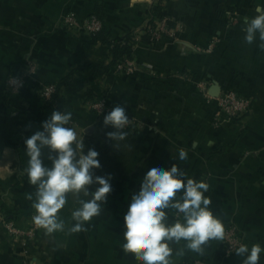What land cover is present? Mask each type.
Here are the masks:
<instances>
[{
	"label": "crops",
	"instance_id": "crops-1",
	"mask_svg": "<svg viewBox=\"0 0 264 264\" xmlns=\"http://www.w3.org/2000/svg\"><path fill=\"white\" fill-rule=\"evenodd\" d=\"M258 0H0V218L28 226L36 187L25 169L24 141L40 130L54 110L72 113L70 126L84 142L103 125L88 101L105 98L111 109L126 108L139 148L118 179L98 216L85 230L70 232L77 203L68 194L59 210L63 231L40 228L23 245L0 224V264H143L123 248L124 211L144 171L154 162L177 163L188 177L209 184L211 209L225 228L235 227L241 242L264 247V47L245 42V21L256 15ZM156 11H154V9ZM84 22L96 14L107 42L81 50L85 31L65 28L63 16ZM154 18L164 20L173 36L151 42L139 34L131 44L132 74L109 65L110 44L122 42ZM233 19L234 21H232ZM29 63L35 66L17 94L5 80ZM86 66L61 89L55 106L45 107L43 84L56 83ZM110 76V79H109ZM211 86H219L217 96ZM232 92L250 99L247 110L232 118L218 111L217 97ZM91 96V98L89 97ZM104 116V115H103ZM101 144L110 141L104 134ZM187 152L180 161L179 150ZM44 163L47 149L44 151ZM31 195V199H29ZM169 211L172 222L174 210ZM171 264H242L222 241L211 240L203 253L184 241L170 243ZM259 264H264V253Z\"/></svg>",
	"mask_w": 264,
	"mask_h": 264
},
{
	"label": "clouds",
	"instance_id": "clouds-1",
	"mask_svg": "<svg viewBox=\"0 0 264 264\" xmlns=\"http://www.w3.org/2000/svg\"><path fill=\"white\" fill-rule=\"evenodd\" d=\"M255 13L245 21L244 40L252 44L258 36L264 47V0H258ZM71 121V112L54 110L41 121L40 130L24 141L29 157L25 172L36 187L33 221L47 234L65 229L58 213L66 205L68 194L78 205L71 213L75 223L68 229L75 233L85 230V224L100 214L112 191V175L95 174L101 168L99 152L94 148L85 152V144L77 139ZM129 122L125 107H113L103 116V125L114 129L105 133L106 139L123 141ZM45 149L50 164L44 163ZM178 158L186 160L187 152L179 150ZM208 190L207 182L188 177L177 163L169 168L152 163L124 211L125 251H133L143 264H171L170 243L184 241L189 250L203 253L209 241H222L225 227L210 207ZM166 210H174L172 222ZM262 253L260 244L249 247L241 243L235 248V254L243 257L242 264H259Z\"/></svg>",
	"mask_w": 264,
	"mask_h": 264
},
{
	"label": "built area",
	"instance_id": "built-area-1",
	"mask_svg": "<svg viewBox=\"0 0 264 264\" xmlns=\"http://www.w3.org/2000/svg\"><path fill=\"white\" fill-rule=\"evenodd\" d=\"M231 20L234 21L233 19ZM62 24L68 29L85 31L88 35L102 29V22L95 14L89 15L84 22H78L74 14L68 13L63 16ZM139 34L146 35L151 42L157 41L163 35L173 36L164 23V20L158 18H154L152 21L148 22L142 30H136V33L132 34L131 39L137 41ZM114 66L117 72L132 74L135 71L134 65L127 58L118 62ZM34 72L35 66L32 63H29L17 74L9 75L5 80V90L9 94H17L24 87L26 79L33 77ZM55 91V84H43L39 88L40 98L43 101H49ZM88 104L98 117H103V115L110 111L106 105L104 97L89 100ZM217 104L219 109L216 112V115H219L222 112L228 117L236 118L247 110L250 104V99L238 97L234 93L226 91L222 92L221 95L217 97ZM125 131L127 133L135 131L131 120L125 128ZM262 149H264V141ZM35 214L36 211L34 209L30 214L28 226L24 228L17 225L14 220L4 217L0 218V224L4 226L5 230L10 235L19 238L22 244L26 245L31 242L36 236L37 231L40 229V227H38L33 221V216ZM222 242L228 253L234 252L235 248L242 243L241 238L237 234L236 228L232 226L225 228V236Z\"/></svg>",
	"mask_w": 264,
	"mask_h": 264
},
{
	"label": "trees",
	"instance_id": "trees-1",
	"mask_svg": "<svg viewBox=\"0 0 264 264\" xmlns=\"http://www.w3.org/2000/svg\"><path fill=\"white\" fill-rule=\"evenodd\" d=\"M157 8L154 9L156 11ZM96 15V14H95ZM97 16V15H96ZM98 17V16H97ZM99 18V17H98ZM131 34L125 36L124 40L119 43L110 44V61L109 65H116L118 62H121L126 57L131 56V44L133 40L131 39ZM89 40L84 41L81 50L85 51L88 48H92L96 43H105L107 42L106 34L102 29L97 32L89 34ZM86 66H79L66 75H64L56 83V91L53 93L49 101H44L43 104L45 107L49 108L55 106L57 98L60 95L62 88L71 85L72 76L82 69H86ZM110 79V76H109ZM91 98V96L89 95ZM109 131H114L111 127H105L104 125H99V127L93 132L91 137L85 140V152L88 148H94L99 152V161L101 168L95 170L96 175H107L111 174L112 179H120L127 168L129 167L133 156L139 148V141L134 135L127 134L126 138L123 141L111 142L108 147H105L101 144L102 136ZM95 186H92L94 190Z\"/></svg>",
	"mask_w": 264,
	"mask_h": 264
},
{
	"label": "water",
	"instance_id": "water-1",
	"mask_svg": "<svg viewBox=\"0 0 264 264\" xmlns=\"http://www.w3.org/2000/svg\"><path fill=\"white\" fill-rule=\"evenodd\" d=\"M220 91L219 86H211L210 88V95L217 96Z\"/></svg>",
	"mask_w": 264,
	"mask_h": 264
}]
</instances>
